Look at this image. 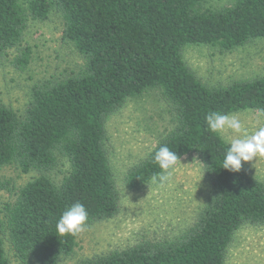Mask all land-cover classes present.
Wrapping results in <instances>:
<instances>
[{"label":"trees","instance_id":"obj_1","mask_svg":"<svg viewBox=\"0 0 264 264\" xmlns=\"http://www.w3.org/2000/svg\"><path fill=\"white\" fill-rule=\"evenodd\" d=\"M52 12L62 17V39L81 62L36 84L22 112L0 99V167L35 173L0 216V264H11L5 238L23 264H60L72 255L78 236H59L56 222L76 202L87 208L88 225L119 214L107 122L150 90L161 92L174 125L123 172L124 186L147 187L161 171L155 153L167 145L180 160L200 161L209 197L180 235L76 264H226L235 233L264 226V182L245 163L239 172L222 168L230 143L209 131L205 117L209 111L264 115V76L211 85L188 65L184 50L208 44L231 52L264 37V0H0V56L12 55V66L25 70L29 24Z\"/></svg>","mask_w":264,"mask_h":264},{"label":"rangeland","instance_id":"obj_2","mask_svg":"<svg viewBox=\"0 0 264 264\" xmlns=\"http://www.w3.org/2000/svg\"><path fill=\"white\" fill-rule=\"evenodd\" d=\"M62 33L63 19L58 12H52L47 20L29 24L26 42L32 55L25 70L12 66V55L0 56V99L5 104L22 112L36 84L77 67L81 57L71 43L62 39ZM184 59L203 82L211 85L264 76V37L224 53L212 45L190 44L184 50ZM234 114L243 128L239 134L231 130L221 134L229 143L264 126V115L258 111ZM173 125L169 106L158 90L131 99L109 118V155L121 192V210L112 219L88 225L78 235L72 255L60 264H76L145 239L173 238L194 221L210 194L202 165L194 155L176 163L170 182L164 186L152 181L143 189L130 190L122 182L123 172L144 158ZM244 163L254 177L264 182V157ZM34 176V172L24 173L15 164L0 167L1 217L5 204L13 201L18 188ZM4 241L11 264H23L8 239ZM226 264H264V226H242L228 248Z\"/></svg>","mask_w":264,"mask_h":264},{"label":"clouds","instance_id":"obj_3","mask_svg":"<svg viewBox=\"0 0 264 264\" xmlns=\"http://www.w3.org/2000/svg\"><path fill=\"white\" fill-rule=\"evenodd\" d=\"M210 132L221 135L227 130L241 133L243 124L236 114H221L218 111H209L205 117ZM258 156L264 157V126H260L251 134L233 138L226 150L222 161V168L233 172L241 171L244 162H251ZM180 160L177 152L167 145L156 151L153 162L159 166L160 172L152 177L154 183L164 186L171 179V171ZM89 213L83 203L76 202L62 212L56 222L59 236L77 237L88 226Z\"/></svg>","mask_w":264,"mask_h":264}]
</instances>
